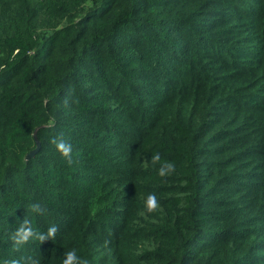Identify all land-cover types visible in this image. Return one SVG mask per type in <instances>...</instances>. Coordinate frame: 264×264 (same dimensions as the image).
<instances>
[{
  "label": "trees",
  "instance_id": "obj_1",
  "mask_svg": "<svg viewBox=\"0 0 264 264\" xmlns=\"http://www.w3.org/2000/svg\"><path fill=\"white\" fill-rule=\"evenodd\" d=\"M25 217L60 231L17 249ZM69 249L264 264V0H0V264Z\"/></svg>",
  "mask_w": 264,
  "mask_h": 264
},
{
  "label": "clouds",
  "instance_id": "obj_2",
  "mask_svg": "<svg viewBox=\"0 0 264 264\" xmlns=\"http://www.w3.org/2000/svg\"><path fill=\"white\" fill-rule=\"evenodd\" d=\"M49 144L54 147L55 152L59 154L66 165L72 166L77 162V160L73 157V144L69 140L65 139L62 133L51 136L49 139ZM150 164L153 167L159 165L157 174L162 178L172 175L176 170L175 163L170 161H162L158 152L151 156ZM29 207L31 213L35 214L36 216L43 217L48 214L46 205L40 202H33ZM157 208L158 201L156 195L154 193L148 194L145 204L146 212H155ZM59 231L60 229L57 225L51 224L46 231L42 232L32 226L30 217H25L12 233L11 240L17 249L32 241H35L40 245L45 241H51L55 239L56 234ZM3 264H40V257L29 256L7 259L3 261ZM62 264H90V261L87 258L77 255L76 249H69L66 253H64Z\"/></svg>",
  "mask_w": 264,
  "mask_h": 264
},
{
  "label": "water",
  "instance_id": "obj_3",
  "mask_svg": "<svg viewBox=\"0 0 264 264\" xmlns=\"http://www.w3.org/2000/svg\"><path fill=\"white\" fill-rule=\"evenodd\" d=\"M38 149H39V146H38V143H37V147H36V149H34L33 151H31V152L26 156V160H28V159H30L31 157H33V156L37 153Z\"/></svg>",
  "mask_w": 264,
  "mask_h": 264
}]
</instances>
